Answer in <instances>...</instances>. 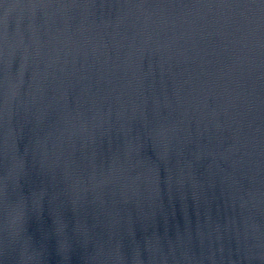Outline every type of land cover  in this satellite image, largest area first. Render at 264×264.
I'll return each mask as SVG.
<instances>
[{"label": "water", "instance_id": "obj_1", "mask_svg": "<svg viewBox=\"0 0 264 264\" xmlns=\"http://www.w3.org/2000/svg\"><path fill=\"white\" fill-rule=\"evenodd\" d=\"M0 264H264V6L0 0Z\"/></svg>", "mask_w": 264, "mask_h": 264}, {"label": "snow or ice", "instance_id": "obj_2", "mask_svg": "<svg viewBox=\"0 0 264 264\" xmlns=\"http://www.w3.org/2000/svg\"><path fill=\"white\" fill-rule=\"evenodd\" d=\"M71 2L75 3L76 0H71ZM251 3H259L260 5L264 6V0H251Z\"/></svg>", "mask_w": 264, "mask_h": 264}]
</instances>
